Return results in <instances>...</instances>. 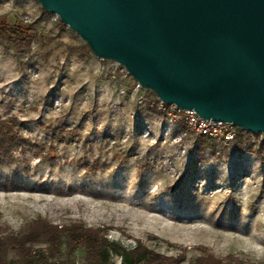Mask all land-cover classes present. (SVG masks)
Returning a JSON list of instances; mask_svg holds the SVG:
<instances>
[{"label": "rangeland", "instance_id": "1", "mask_svg": "<svg viewBox=\"0 0 264 264\" xmlns=\"http://www.w3.org/2000/svg\"><path fill=\"white\" fill-rule=\"evenodd\" d=\"M0 17L35 23L40 36L30 51L0 43V119L17 117L31 144L0 170L6 231L41 219L104 229L126 248L141 241L184 254L181 264L206 254L264 264V136L200 147L183 124L166 134L157 96L123 66L96 58L70 28L59 32V18L36 0H0Z\"/></svg>", "mask_w": 264, "mask_h": 264}, {"label": "water", "instance_id": "2", "mask_svg": "<svg viewBox=\"0 0 264 264\" xmlns=\"http://www.w3.org/2000/svg\"><path fill=\"white\" fill-rule=\"evenodd\" d=\"M165 104L264 136V0H36Z\"/></svg>", "mask_w": 264, "mask_h": 264}, {"label": "trees", "instance_id": "3", "mask_svg": "<svg viewBox=\"0 0 264 264\" xmlns=\"http://www.w3.org/2000/svg\"><path fill=\"white\" fill-rule=\"evenodd\" d=\"M44 14L50 13L44 10ZM64 27L67 26L58 19L59 32ZM39 38L35 23L27 25L18 20L11 23L7 17H0V43L6 42L8 47L17 52L30 51L31 44ZM86 47L91 52L87 45ZM66 134L75 136L76 132L70 131ZM250 135L245 130H239V137L234 144L244 145ZM197 138L200 147L208 141L219 142L206 137ZM27 146L31 144L22 135L18 118L11 116L0 119V170L8 164L17 163V151L24 150ZM78 254L82 255L83 264H114L113 255L121 258L120 264H181L186 259L184 254L168 256L157 253L141 241H137L133 248H126L118 242L110 241L106 230L88 228L80 224L57 226L38 219L19 234L8 232L0 225V264H54L51 261L56 259L62 260L63 264H75L74 258ZM11 255L17 262L10 260ZM196 263L253 264L233 256L224 261L214 254H206Z\"/></svg>", "mask_w": 264, "mask_h": 264}, {"label": "built area", "instance_id": "4", "mask_svg": "<svg viewBox=\"0 0 264 264\" xmlns=\"http://www.w3.org/2000/svg\"><path fill=\"white\" fill-rule=\"evenodd\" d=\"M154 107L156 112L168 123L166 134L170 133L172 126L183 124L186 130L190 131L192 134L219 141L225 145L233 144L239 137V130L241 129L231 123L205 120L198 116L195 111L183 110L175 105L165 104L158 98L154 103ZM187 131L180 132L176 137V139L179 140L178 142H182L187 136ZM150 134L151 132L149 129H146L145 137L150 136Z\"/></svg>", "mask_w": 264, "mask_h": 264}]
</instances>
